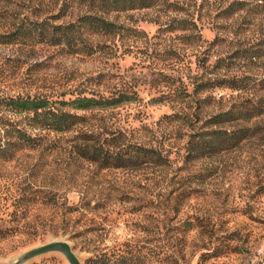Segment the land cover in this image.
<instances>
[{"label":"rangeland","instance_id":"obj_1","mask_svg":"<svg viewBox=\"0 0 264 264\" xmlns=\"http://www.w3.org/2000/svg\"><path fill=\"white\" fill-rule=\"evenodd\" d=\"M156 1L152 9L108 16L116 33L88 36L91 55L45 44L0 45V98L66 97L72 89L125 85L137 92L134 102L77 111L89 121L63 137L120 132L163 157L136 169L100 171L75 159L60 139L45 151L0 160V228L16 227L13 236L0 238V264L52 241H65L80 264L127 249L144 254L140 264H264V115L224 126L249 128L236 147L196 160L186 154L190 136L209 131L206 119L264 97V0ZM240 1L244 10L225 11ZM62 3L7 5L19 23L44 19ZM54 7L50 14L36 11ZM73 13L48 20L65 24ZM227 79L238 80L242 90L184 93ZM97 81L105 82L98 87ZM32 190L37 199L16 202ZM24 264L69 263L62 253L46 252Z\"/></svg>","mask_w":264,"mask_h":264},{"label":"trees","instance_id":"obj_2","mask_svg":"<svg viewBox=\"0 0 264 264\" xmlns=\"http://www.w3.org/2000/svg\"><path fill=\"white\" fill-rule=\"evenodd\" d=\"M66 1L59 6L57 12L47 15L48 17L44 19L38 16L37 20L23 19L16 23V16L13 15L15 11L9 10L7 5L12 3V0H0V31H2L0 45L45 44L51 47L63 46L67 50H72L73 53L91 55L94 50L87 44L88 36L101 37L116 33L115 25L109 21L108 16L152 9L157 6L156 0H77L76 6L67 4ZM244 6L243 1L229 3L225 11L233 14L244 10ZM55 9V7L53 9L38 8L36 11L41 10L45 15L54 12ZM74 10L78 13L68 23L52 25L48 20L74 16ZM179 29L187 31L189 28L183 25ZM104 82L97 81L95 84L100 87ZM238 83L236 79L209 80L193 86L190 94L184 93L188 95L202 93L215 87L240 91L242 89ZM66 97L64 95L52 97L44 94L1 97L0 160L10 162L18 153L45 151L60 139L68 144L67 147L75 159L91 164L100 171L136 169L145 163L158 164L163 160L156 150L125 141L120 132L102 133L100 137H93L92 133L85 132L75 135L70 140L63 137L64 134L71 133L76 127L89 121V116L80 115L77 111L87 113L134 102L138 98L135 90L128 89L125 85H116L109 91L72 89ZM263 115L264 97L256 102L249 101L248 104L245 101L231 104L227 110L213 114L204 121L209 131L190 136L187 140L186 154L196 160L203 156L213 157L215 154L236 147L249 136V128L243 126L227 131L224 126L232 123L243 124V122L257 120ZM11 116L20 118L15 119ZM34 193L36 192H28L27 197L20 195L16 202L21 204L34 201L35 198L37 199ZM15 229V226L0 228V238L13 236ZM218 249H214L213 253L216 254ZM143 262L144 254L129 249L117 254L107 253L95 256L91 259V264H140Z\"/></svg>","mask_w":264,"mask_h":264},{"label":"water","instance_id":"obj_3","mask_svg":"<svg viewBox=\"0 0 264 264\" xmlns=\"http://www.w3.org/2000/svg\"><path fill=\"white\" fill-rule=\"evenodd\" d=\"M46 252L62 253L69 264H80L65 241H52L44 246L30 249L27 253L18 257L13 264H24L32 258L44 255Z\"/></svg>","mask_w":264,"mask_h":264}]
</instances>
